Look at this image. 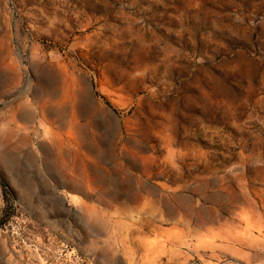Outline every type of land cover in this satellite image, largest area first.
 Segmentation results:
<instances>
[{
	"label": "rangeland",
	"instance_id": "1",
	"mask_svg": "<svg viewBox=\"0 0 264 264\" xmlns=\"http://www.w3.org/2000/svg\"><path fill=\"white\" fill-rule=\"evenodd\" d=\"M0 264H264V0H0Z\"/></svg>",
	"mask_w": 264,
	"mask_h": 264
},
{
	"label": "bare ground",
	"instance_id": "2",
	"mask_svg": "<svg viewBox=\"0 0 264 264\" xmlns=\"http://www.w3.org/2000/svg\"><path fill=\"white\" fill-rule=\"evenodd\" d=\"M72 79V78H71ZM56 80V79H55ZM53 82H54V80H53ZM56 82V81H55ZM73 86H74V84H73ZM66 87H67V84H66ZM76 87V86H75ZM67 89V88H66ZM68 91V90H67ZM72 91V90H71ZM73 94V93H72ZM69 95V94H68ZM67 95V96H68ZM66 97V96H65ZM81 100V99H80ZM53 106V105H52ZM70 107V106H69ZM67 108V107H66ZM72 110V109H71ZM71 113V112H70ZM72 115V114H71ZM70 117V116H69ZM69 119V118H68ZM68 122H70V121H68ZM72 124V123H71ZM69 125V124H68ZM71 128V127H70Z\"/></svg>",
	"mask_w": 264,
	"mask_h": 264
}]
</instances>
